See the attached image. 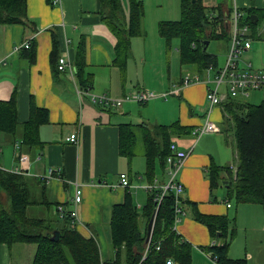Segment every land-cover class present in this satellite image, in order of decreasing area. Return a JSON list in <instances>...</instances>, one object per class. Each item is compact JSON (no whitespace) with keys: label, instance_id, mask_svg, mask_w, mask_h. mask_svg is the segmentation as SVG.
I'll list each match as a JSON object with an SVG mask.
<instances>
[{"label":"crops","instance_id":"obj_1","mask_svg":"<svg viewBox=\"0 0 264 264\" xmlns=\"http://www.w3.org/2000/svg\"><path fill=\"white\" fill-rule=\"evenodd\" d=\"M141 1L145 8L144 33L132 38L133 55L125 74L113 65L117 39L100 20L99 0H61L58 5L47 0H27L29 24L0 26V99H9L16 91L21 123L16 137L1 136V167L13 170L20 165L19 153L28 156L27 176L41 193L36 200L45 201L32 205L45 206L52 211V217L40 218L63 225L64 211L76 208L80 222L73 228L85 238L95 239L101 257L109 260L114 258L110 230L112 207L122 203L126 193L131 192L142 210L149 192L145 186L150 184L145 177V147L131 160L120 154V126L130 124L144 130L141 126L144 123L152 127L177 121L187 130L174 133L173 140L185 149L194 145L177 175L185 186L180 194V206L185 214L176 227L192 246V263L217 264L205 251L215 240L208 227L196 219L197 214H205L224 215L232 221L231 228H236L229 246L232 258H244L247 264H264V206L244 203L237 204L234 210L227 195L216 194V188L211 190L207 176L209 167L212 164L230 166L236 161V149L222 134L228 124L221 120L223 106L215 108L213 120L221 132L206 133L199 138L193 133L205 120L204 84L184 88L179 97L173 96L174 100L156 98L147 103L126 102L121 107L106 109L93 103L89 95L81 102L76 75L73 78L68 71L58 70L51 61L52 31L55 30L59 36L60 56L67 55L74 61L79 44L85 46V74L92 77L90 90L93 93L121 97L140 89L161 92L178 82L184 73L197 72L194 67L181 64L179 41H174L169 51L157 28L160 21L180 19V0ZM217 5L221 6L224 16L232 14L236 6L246 11L249 8L264 11V0H227L226 3L216 0L211 6ZM123 6L128 16L127 1ZM27 41L34 42L37 47L34 63L22 56L23 49L14 51L16 45ZM176 59L180 65L173 69ZM32 98L38 106L49 111V122L40 128L44 146L43 149L29 148L20 143L17 149L22 125L30 116ZM73 133L78 135L77 143L67 141ZM51 168L55 173L49 178ZM121 173L128 175L130 186L120 185ZM225 176L227 182L230 175L225 173ZM156 179L161 184L167 181V167L159 169ZM76 186L83 189L77 205L73 201ZM60 206L64 209L62 212H59ZM216 243L222 242L216 240ZM36 251L35 243H0V264H33Z\"/></svg>","mask_w":264,"mask_h":264},{"label":"trees","instance_id":"obj_2","mask_svg":"<svg viewBox=\"0 0 264 264\" xmlns=\"http://www.w3.org/2000/svg\"><path fill=\"white\" fill-rule=\"evenodd\" d=\"M53 4V0H47ZM128 1V16L125 15L123 0H99L100 20L116 36L115 57L113 65L125 74L127 64L132 57V38L144 33V4L141 0ZM54 5V4H53ZM181 18L163 20L158 23V32L165 40L170 51L174 39L179 40V55L182 65H190L202 73L207 67L219 66L216 54L205 49L206 40L226 38L230 42V31L223 22L220 5L207 7L204 0H180ZM242 9V8H241ZM244 20L253 30L264 20V11L249 8L245 10ZM214 13L212 16H210ZM217 13V14H216ZM216 14V15H215ZM255 14L257 18L251 16ZM27 0H0V26L12 24H29ZM53 47L51 61L58 67L60 44L58 33L52 31ZM210 44V43H209ZM229 45V44H228ZM22 56L30 63L36 61L37 47L31 42L29 48H23ZM74 64L76 77L82 88H90L92 77L85 74L87 67L86 49L80 43L77 47ZM18 97L16 91L9 99H0V139L2 135L16 137L21 123L18 120ZM224 122L233 123L234 146L236 149V171L230 166L220 167L212 164L207 172L211 190L218 186H227L229 201L235 199L237 204L256 203L264 205V100L257 105L237 98H230L222 105ZM49 122V111L40 107L32 98L29 119L23 123L21 144L29 148L43 149L40 128ZM146 170L145 177L150 184L157 183L159 169L165 170L166 158L170 154V143L174 133L184 129L179 123L156 124L149 127L141 124ZM136 127L130 124L120 126L119 152L128 159L134 156L136 145ZM229 141V138L227 139ZM0 149V243H35L37 251L33 264H101L99 243L93 238H85L71 226L70 212H65L64 224L59 225L44 218L31 217L27 209L44 200L31 198L27 173H16L1 167ZM225 173L230 178L224 184ZM237 174V176H236ZM45 187L42 185V190ZM160 188L148 192L142 210L134 195L127 192L120 204L112 207L110 230L111 249L114 258L105 260L108 264H167L173 259L178 264L192 263V246L186 242L175 229L176 198L174 192L165 195L159 204L157 196ZM8 203L9 208L6 204ZM158 207V209H157ZM155 214L149 253L142 259L146 248L148 224ZM196 219L205 224L215 242L205 251L217 264H247L246 259L232 258L229 246L235 238L236 228H231L232 221L224 215L197 214ZM60 231L55 241L54 231ZM220 240L222 243H216ZM160 244V250L156 248Z\"/></svg>","mask_w":264,"mask_h":264},{"label":"built area","instance_id":"obj_3","mask_svg":"<svg viewBox=\"0 0 264 264\" xmlns=\"http://www.w3.org/2000/svg\"><path fill=\"white\" fill-rule=\"evenodd\" d=\"M60 2L61 0H53L54 5H58ZM213 14L214 13L210 16ZM245 18L246 12L237 6L232 11V14L223 15V22L230 31V42L228 52L226 54V60L221 66L215 67L210 65L202 73L186 72L182 75L178 82L174 83L167 90L161 92L151 89H140L127 93L125 96L116 97L107 93H93L90 88H82L78 85V97L82 102L83 97L85 95H89L90 100L93 103L103 108H118L123 106L126 102L147 103L156 98L167 99L170 96L179 97L184 88L193 84L202 83L206 86L205 120L201 126L194 129L193 133L197 136V138H199L206 133L221 132L222 130L220 126L212 120V114L214 113L216 107L222 106L225 101L230 98L247 101L246 99L251 96L253 91L264 90V67L253 68L251 62L247 65H241L242 55L252 49L253 40L262 38L264 32V20L260 22L259 26L255 30H253L247 23L244 22ZM30 45V41L18 44L14 47V51L19 52L23 48H29ZM57 66L58 70L68 71L73 78L75 77L77 71L75 64L67 55H61L59 57ZM67 141L77 143V133H73L67 137ZM20 143V141L16 142L17 149L20 148ZM193 148L194 145H192L189 149L181 148L175 140L172 141L170 143V154L166 158V167L168 170L167 181L163 184L157 182L156 184H148L145 186L148 191L156 187L161 189L160 194L156 198L159 204L165 195L169 192H174L176 198V230L178 222L185 214L180 206V194L183 192L185 186L183 182L177 178V175L184 166L185 161ZM19 161L20 165L11 171L16 173H26L29 157L19 153ZM230 168L231 170L236 171V163H232ZM54 173L55 170L53 168L49 169V178L53 177ZM120 185L125 187L130 186L128 175L126 173L120 174ZM82 196L83 189L76 186L73 199L75 205L81 201ZM227 205L230 207L231 203L228 202ZM63 210V207L60 206L59 212H62ZM70 216L72 219L71 226L76 227L77 223L80 222L76 208L70 212ZM151 238L146 243L142 259H145L149 253ZM156 248L160 250V244H157ZM101 264L108 263L101 257ZM167 264H175V262L170 258L167 260Z\"/></svg>","mask_w":264,"mask_h":264},{"label":"rangeland","instance_id":"obj_4","mask_svg":"<svg viewBox=\"0 0 264 264\" xmlns=\"http://www.w3.org/2000/svg\"><path fill=\"white\" fill-rule=\"evenodd\" d=\"M127 1V0H123V3ZM227 0H217L218 3H226ZM229 1V0H228ZM128 3V1H127ZM216 3V0H204V4L207 7H212L211 5H214ZM181 18V17H180ZM174 41L178 42V39H174ZM228 40L226 38H214L211 40L210 44H209V49L208 51L216 54L218 56L219 59V66L223 65L225 60H226V54L228 52ZM249 62L252 63L253 68H261L264 67V32H263V36L261 39H254L252 42V49L245 52L242 55V59H241V65H247ZM179 64V60H173V69H175V67ZM185 66H189L190 68H192L190 65H185ZM175 99L173 96H170L168 99ZM247 102L257 105L260 104L263 100H264V90H255L251 93V96L248 97ZM159 102H163V100L158 99ZM142 108H144V105H141ZM164 108V107H163ZM212 120H214V113L212 115ZM221 120L223 122L224 120V115L222 118L221 115ZM215 121V120H214ZM233 121L232 119L229 121L228 124L225 125V129L222 134L225 137V140H227L229 138V141L232 142L233 146H234V128H233V123L231 122ZM136 135H137V139H136V145L134 147V154H139L144 150V140H143V133H142V129H137L136 128ZM235 147V146H234ZM3 161V159H2ZM19 165V164H18ZM228 182V181H227ZM227 182L225 184H227ZM29 191H30V196L31 198H35V199H39L41 197V193L36 189V186L34 185V183L30 180L29 181ZM227 186L223 185V186H218L215 189V193L217 194L220 193V196H226L227 195ZM219 196V195H218ZM233 205H234V210L237 208V203L235 202V199L232 198L231 199ZM7 208H9L8 203L6 204ZM264 206V205H263ZM28 215L31 217H44L47 218L48 217H52V211L51 209L49 210L47 207L45 206H33L30 205L28 207ZM57 221H55L56 223Z\"/></svg>","mask_w":264,"mask_h":264},{"label":"water","instance_id":"obj_5","mask_svg":"<svg viewBox=\"0 0 264 264\" xmlns=\"http://www.w3.org/2000/svg\"><path fill=\"white\" fill-rule=\"evenodd\" d=\"M193 2H195V0H193ZM251 17H252V18H257V19H258L257 15H255V14H253ZM209 43H210V41H209V40H206V46H205V49L207 48V46L209 45ZM236 176H237V174H236ZM225 182H226V181H224V183H225ZM154 220H155V214L153 215V217L151 218V220H150V222H149V224H148L146 243L150 240V238H151V236H152ZM53 234H54L53 239H54L55 241H57V240L59 239L60 231L55 230Z\"/></svg>","mask_w":264,"mask_h":264}]
</instances>
